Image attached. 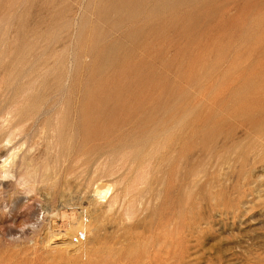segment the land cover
<instances>
[{
  "label": "rangeland",
  "instance_id": "1",
  "mask_svg": "<svg viewBox=\"0 0 264 264\" xmlns=\"http://www.w3.org/2000/svg\"><path fill=\"white\" fill-rule=\"evenodd\" d=\"M0 264H264V0H0Z\"/></svg>",
  "mask_w": 264,
  "mask_h": 264
},
{
  "label": "bare ground",
  "instance_id": "2",
  "mask_svg": "<svg viewBox=\"0 0 264 264\" xmlns=\"http://www.w3.org/2000/svg\"><path fill=\"white\" fill-rule=\"evenodd\" d=\"M71 214H72V216H73L72 218L74 219V218H75V217H74L75 214H74V213H71ZM79 219H80V218H79ZM80 220H81V219H80ZM80 220H77V221L75 220V221H74V225L71 227L73 230H72L71 232H75V231L77 232V230H78L79 228H81V226L83 225V221H82V220L80 221ZM67 221H68V220H67ZM71 224H72V223H71ZM84 225H85V224H84ZM84 227H85V226H84ZM81 230H82V228L80 229V231H81ZM81 234H82V235H86V234H84V233H82V232H80L78 235H81ZM86 236H87V235H86ZM86 239H87V237H86ZM75 240H76V239H75Z\"/></svg>",
  "mask_w": 264,
  "mask_h": 264
},
{
  "label": "built area",
  "instance_id": "3",
  "mask_svg": "<svg viewBox=\"0 0 264 264\" xmlns=\"http://www.w3.org/2000/svg\"><path fill=\"white\" fill-rule=\"evenodd\" d=\"M86 235H78L77 237H76V240H75V242L76 243H82L83 241H85L86 240Z\"/></svg>",
  "mask_w": 264,
  "mask_h": 264
}]
</instances>
